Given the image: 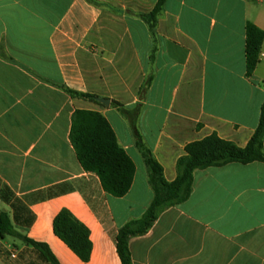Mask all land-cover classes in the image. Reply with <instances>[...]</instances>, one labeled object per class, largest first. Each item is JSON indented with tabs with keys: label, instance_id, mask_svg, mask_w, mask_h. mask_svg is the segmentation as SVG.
<instances>
[{
	"label": "crops",
	"instance_id": "crops-1",
	"mask_svg": "<svg viewBox=\"0 0 264 264\" xmlns=\"http://www.w3.org/2000/svg\"><path fill=\"white\" fill-rule=\"evenodd\" d=\"M91 1L0 0V213L17 232L0 237V264H51L22 237L59 264H84L55 235L63 209L91 232L89 264H122L118 233L144 216L154 191L113 101L141 106L139 132L168 182L187 145L217 134L245 148L260 124L264 43L249 78L246 29L264 32V0H167L154 33L141 15L159 0ZM77 111L102 114L133 160L125 197L81 166L71 142ZM130 250L134 264H264V164L197 170L190 198Z\"/></svg>",
	"mask_w": 264,
	"mask_h": 264
},
{
	"label": "trees",
	"instance_id": "trees-1",
	"mask_svg": "<svg viewBox=\"0 0 264 264\" xmlns=\"http://www.w3.org/2000/svg\"><path fill=\"white\" fill-rule=\"evenodd\" d=\"M87 1L92 3L91 0ZM166 1L159 0L150 14L141 15L153 33L164 11ZM246 35L247 76L250 78L260 61L264 32L249 24ZM151 81V79L147 80L145 87L141 90V97ZM67 92L73 98L97 102V97L93 95L71 90ZM112 107L117 108L120 114L129 121L137 149L148 168L150 183L154 191V200L144 216L127 223L118 233L117 253L122 264H134L130 250V242L133 238L147 235L164 212L182 205L190 198L193 192L194 173L197 170L219 168L233 163L248 165L260 162L264 164V105L260 124L247 147L240 148L231 141L221 139L217 134L193 142L186 146L185 156L177 163L178 176L174 182H168L165 179L162 166L144 143L139 132L138 118L141 106L127 110L120 103L113 101ZM71 142L84 171L96 174L107 194L115 198H123L130 192L136 173L135 164L119 144L113 128L102 114L77 111L73 120ZM54 232L84 264H89L93 245L88 227L78 221L69 210L63 209L55 218ZM7 235L16 236L17 232L10 216L7 213H0V237L4 238ZM22 238L27 245L35 247L47 262L59 264L46 245L36 243L26 237Z\"/></svg>",
	"mask_w": 264,
	"mask_h": 264
},
{
	"label": "water",
	"instance_id": "water-1",
	"mask_svg": "<svg viewBox=\"0 0 264 264\" xmlns=\"http://www.w3.org/2000/svg\"><path fill=\"white\" fill-rule=\"evenodd\" d=\"M98 102H100L101 104L109 107L111 105V101L106 100V99H97Z\"/></svg>",
	"mask_w": 264,
	"mask_h": 264
},
{
	"label": "rangeland",
	"instance_id": "rangeland-1",
	"mask_svg": "<svg viewBox=\"0 0 264 264\" xmlns=\"http://www.w3.org/2000/svg\"><path fill=\"white\" fill-rule=\"evenodd\" d=\"M117 130H118L120 133H125V131H124V127H123V126H120V127L117 126Z\"/></svg>",
	"mask_w": 264,
	"mask_h": 264
}]
</instances>
